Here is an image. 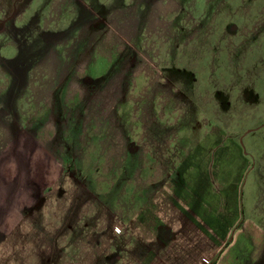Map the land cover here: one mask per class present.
<instances>
[{"label": "rangeland", "instance_id": "obj_1", "mask_svg": "<svg viewBox=\"0 0 264 264\" xmlns=\"http://www.w3.org/2000/svg\"><path fill=\"white\" fill-rule=\"evenodd\" d=\"M211 138L236 219L192 264H264V0H0V264H77Z\"/></svg>", "mask_w": 264, "mask_h": 264}, {"label": "crops", "instance_id": "obj_2", "mask_svg": "<svg viewBox=\"0 0 264 264\" xmlns=\"http://www.w3.org/2000/svg\"><path fill=\"white\" fill-rule=\"evenodd\" d=\"M112 126L115 127L114 121ZM140 140L141 147L147 144L146 137L141 136ZM204 142L207 143L206 150L202 153L199 149L196 153L190 152L176 168L164 171L162 181L155 187H139L137 191H140L143 202L136 208L132 205L114 208L113 204L108 203L105 214H99V222H104L103 232L98 236L90 235L91 239L84 245L82 252L80 250L81 253L76 254L82 255L77 264H97L102 261L107 264L117 261L124 264H192L195 250L190 249H195L196 240L211 234L215 239L223 240L236 215L223 211L219 208L220 204L216 207L210 203L208 197L212 196L209 185H206L208 177L209 181L219 179L220 165L216 163L209 176L197 168L201 166L200 160H211L207 163L211 167L212 160L226 153L218 150L211 152V145L217 142L223 148V138L220 141L204 139ZM140 151L143 156L151 153L146 147ZM247 228L252 240L257 238L258 241L262 236L260 227L253 225V228ZM217 233L221 235H213ZM238 245L240 249L243 248L241 243ZM120 253H123V260L118 257ZM107 254L110 258H105Z\"/></svg>", "mask_w": 264, "mask_h": 264}, {"label": "trees", "instance_id": "obj_3", "mask_svg": "<svg viewBox=\"0 0 264 264\" xmlns=\"http://www.w3.org/2000/svg\"><path fill=\"white\" fill-rule=\"evenodd\" d=\"M212 264H214V262Z\"/></svg>", "mask_w": 264, "mask_h": 264}]
</instances>
